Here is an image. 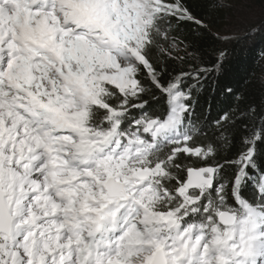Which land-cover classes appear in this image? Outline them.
<instances>
[{"label": "snow or ice", "instance_id": "1", "mask_svg": "<svg viewBox=\"0 0 264 264\" xmlns=\"http://www.w3.org/2000/svg\"><path fill=\"white\" fill-rule=\"evenodd\" d=\"M190 25L231 39L187 0H0V264H264V102L197 113L227 51Z\"/></svg>", "mask_w": 264, "mask_h": 264}, {"label": "trees", "instance_id": "2", "mask_svg": "<svg viewBox=\"0 0 264 264\" xmlns=\"http://www.w3.org/2000/svg\"><path fill=\"white\" fill-rule=\"evenodd\" d=\"M194 11L205 17L212 33L222 32L231 39L225 43L215 40L196 29L194 25L185 27L184 34L198 46L205 63L212 64L220 49L227 51L223 66L207 77L199 89L197 113L215 117L222 110L235 106L237 97L245 103L259 105L264 102V27H261V8L257 6L251 13L237 6L236 0H222L224 6L206 7L207 0H187ZM239 12L245 16H238ZM239 21V22H238ZM238 22V23H237ZM255 24L259 30L249 34V26ZM181 55L183 53H180ZM231 95H226L227 89ZM243 106V105H242Z\"/></svg>", "mask_w": 264, "mask_h": 264}, {"label": "rangeland", "instance_id": "3", "mask_svg": "<svg viewBox=\"0 0 264 264\" xmlns=\"http://www.w3.org/2000/svg\"><path fill=\"white\" fill-rule=\"evenodd\" d=\"M245 15H246V13L243 14L242 12H239V15H238V16H241V17H247V16H248V15H247V16H245ZM238 22H239V21H238ZM238 22H237V23H238Z\"/></svg>", "mask_w": 264, "mask_h": 264}]
</instances>
